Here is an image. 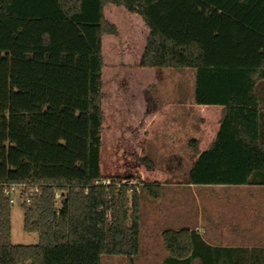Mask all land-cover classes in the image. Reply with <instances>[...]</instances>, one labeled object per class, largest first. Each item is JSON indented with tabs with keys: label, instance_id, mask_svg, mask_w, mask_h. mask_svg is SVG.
<instances>
[{
	"label": "trees",
	"instance_id": "1",
	"mask_svg": "<svg viewBox=\"0 0 264 264\" xmlns=\"http://www.w3.org/2000/svg\"><path fill=\"white\" fill-rule=\"evenodd\" d=\"M110 4L149 30L140 67L192 68L196 103L224 106L208 149L189 140L196 159L186 182L264 185L255 95L264 81V0H0V264L139 254L141 195L158 198L163 185L103 182V37L119 32ZM140 163L153 168L147 156ZM11 185L21 188L24 230L37 243L12 242ZM161 238L162 264H264V246L213 245L197 229L167 228Z\"/></svg>",
	"mask_w": 264,
	"mask_h": 264
},
{
	"label": "rangeland",
	"instance_id": "2",
	"mask_svg": "<svg viewBox=\"0 0 264 264\" xmlns=\"http://www.w3.org/2000/svg\"><path fill=\"white\" fill-rule=\"evenodd\" d=\"M105 12L108 18L116 23L119 32L118 35L103 37L106 66L103 70L105 123L101 148L102 174L104 178L133 177L135 182L157 180L167 184H184L188 170L194 162V157L190 153L192 149H188L187 143L195 136L202 139L209 138L207 131L210 128L205 130L207 126L203 117L207 113L199 112L197 123L191 122L188 128L183 127L179 130L177 153L170 156L160 148L163 139L161 140V130L157 124L144 128L142 115L145 107L154 103L153 100L157 97L155 95L160 94L159 92L181 88L192 90L194 69L140 67L139 62L146 44L147 27L138 15H130L123 7L110 4L106 6ZM144 156L152 162V169L140 163V159ZM208 193L209 199L206 198V201L212 203L208 205L214 213L212 219L217 227H220L221 223L225 224L228 221L227 212L232 211L227 208L225 197L231 194L237 195V192L229 193L227 189L215 186ZM250 194L258 205L260 201H264V192L244 191L245 196ZM239 195H242V191ZM12 198V242L37 243L38 234L24 230V197L20 187L13 188ZM59 203L60 198H58ZM257 204L255 209L258 208ZM262 206L264 208V204ZM245 243L251 244L250 241ZM258 243L262 245L264 241ZM165 255L166 250L161 236H151L148 239L147 229H143L141 247L136 257L129 259L120 255H103L101 264H162Z\"/></svg>",
	"mask_w": 264,
	"mask_h": 264
},
{
	"label": "crops",
	"instance_id": "3",
	"mask_svg": "<svg viewBox=\"0 0 264 264\" xmlns=\"http://www.w3.org/2000/svg\"><path fill=\"white\" fill-rule=\"evenodd\" d=\"M129 14L137 15L135 13ZM192 77L194 87L192 90L187 91L181 88L161 91L160 94L155 95L157 97L153 100L154 103L146 106L143 110L142 126L148 128L157 124L161 130V140L163 139L160 148L169 156L177 153L179 130L183 127L188 128L191 122L197 123L199 112L201 114L207 113L206 116H202L205 118V125L207 126L205 130L210 128L207 131L208 139L193 137L198 141L200 150L208 149L219 131L224 106L196 103L194 96L195 70L192 72ZM258 86L255 90L256 102L258 109L262 112L264 111V81ZM187 144L188 149L191 150L189 141ZM190 153L193 156L192 150ZM162 185V194L158 198H152L145 193L141 195V241L143 229H147V236L150 239L151 236H161L162 231L167 228L189 227L200 231L205 240L213 245L264 246V244L258 243L264 241V208L262 206L264 201H260L259 206L255 202L256 199L252 198V194L244 195V191H249V193L264 192V185H212L187 182L184 184L162 183ZM215 186L223 187L229 193L237 192V195L231 194L225 197L227 199L225 204L232 211L227 212L228 221L225 224L221 223L220 227H217L212 219L214 213L211 207H208L212 203L206 201L208 192ZM240 191H242V195H239ZM249 198L252 200H248ZM256 204L258 205L257 209H255ZM221 241L232 243H219ZM246 241H250L251 244H246ZM252 242L256 243L253 244Z\"/></svg>",
	"mask_w": 264,
	"mask_h": 264
},
{
	"label": "built area",
	"instance_id": "4",
	"mask_svg": "<svg viewBox=\"0 0 264 264\" xmlns=\"http://www.w3.org/2000/svg\"><path fill=\"white\" fill-rule=\"evenodd\" d=\"M110 181H111V178H104V179H103V182H104V183H108V182H110ZM0 183H1V182H0ZM14 187H18V186H16V185H11V186L5 188V193L10 195V197H11V201H13V198H12V190H13ZM36 190H37V187H35V188L33 189V191H36ZM136 192H137V193H140V188H139V187L136 188Z\"/></svg>",
	"mask_w": 264,
	"mask_h": 264
}]
</instances>
